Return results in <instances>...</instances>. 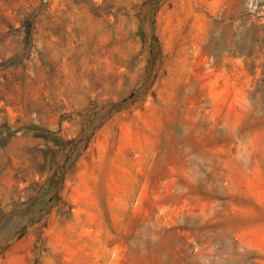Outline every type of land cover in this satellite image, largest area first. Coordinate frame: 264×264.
Segmentation results:
<instances>
[{
  "label": "rangeland",
  "instance_id": "obj_1",
  "mask_svg": "<svg viewBox=\"0 0 264 264\" xmlns=\"http://www.w3.org/2000/svg\"><path fill=\"white\" fill-rule=\"evenodd\" d=\"M0 264H264V0H0Z\"/></svg>",
  "mask_w": 264,
  "mask_h": 264
}]
</instances>
